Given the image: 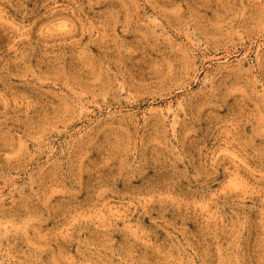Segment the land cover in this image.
Instances as JSON below:
<instances>
[{
  "label": "rangeland",
  "instance_id": "rangeland-1",
  "mask_svg": "<svg viewBox=\"0 0 264 264\" xmlns=\"http://www.w3.org/2000/svg\"><path fill=\"white\" fill-rule=\"evenodd\" d=\"M0 264H264V0H0Z\"/></svg>",
  "mask_w": 264,
  "mask_h": 264
}]
</instances>
